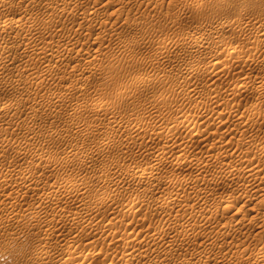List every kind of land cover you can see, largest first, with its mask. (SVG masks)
<instances>
[{
  "label": "rangeland",
  "instance_id": "rangeland-1",
  "mask_svg": "<svg viewBox=\"0 0 264 264\" xmlns=\"http://www.w3.org/2000/svg\"><path fill=\"white\" fill-rule=\"evenodd\" d=\"M14 1L18 2L19 9L13 11L12 15L18 16L22 13V16L28 17L32 13L43 25L47 19L42 14L44 7L41 6L39 10L34 9L33 0ZM42 1L46 13L51 14L52 0ZM59 1L67 4L74 0ZM88 1L90 3L96 1L98 19L93 23H88L87 29L81 30L82 23L77 12L67 11L62 16L57 17V13L53 16V22L46 28L47 33L43 31L32 33L31 40L39 46L37 51H44L45 48L51 47L55 49L68 47L70 50L64 51L59 58L56 56L58 53L56 51L57 53L45 58H53L52 60H45L39 54H33L32 57V50L29 47L20 48L18 43L10 44L14 59L0 67V172H2L0 175L4 173L10 180L6 184H0V191L3 189L5 193V199L0 202V264H34L38 253L43 256V264H54L49 254L61 255L69 244L82 252L78 254L77 259L79 260L85 258L84 253L89 249L97 253L92 258L94 259L93 264H100L103 260L109 263L112 257L119 259L123 246L117 240L118 236L108 240L104 239L106 232L103 227H97L95 224H104L112 217L114 220H119L125 214L127 219L125 221L128 225L126 226L127 223L124 221L125 224L123 222L124 225H120L119 231L128 234L138 231L137 234H142L145 233L144 231H153L157 224L167 222V217L163 218L165 216L162 213H160L161 216L159 215L160 208H157L159 211L154 210L155 214H148V217L145 214L146 209L144 207L141 209L139 206L136 207L139 210H136L137 216L135 217L139 220L131 219L130 213L128 214L129 208L125 207L130 199V193L135 195L134 191L152 187L157 182L154 179L140 181L136 177H129L124 172L138 170L140 166L145 167V165L156 163L159 161L156 158L162 154L161 152H165L168 158H164L163 164L158 165L156 175L161 174L165 178L170 175L190 177L189 174H192V177L198 172L197 168L192 165L180 170L181 172L173 169L172 164L176 156L185 155L186 158L203 156L209 152L213 153V149L220 150L216 152L217 154L214 153L217 159L214 157L215 160H208L206 164L211 161L209 165L212 167L205 166L204 172H208L210 176L219 171L217 174L220 173L219 178L222 181L217 178L215 182L219 184L222 182L223 184L220 185L227 186L226 188L235 186L237 191L234 189L225 202H220L221 200L212 202L210 196L203 200L196 199L192 193L194 184L186 187L189 192L193 189L191 193H188L186 188L185 190L173 187L172 190L170 189L173 196L181 198L193 194L189 197L190 201L187 205L183 204L174 208L176 212L188 213L199 207L204 209L205 214L211 213L216 218L215 220L218 219V224H213L216 227H212L211 224L208 228L210 234H206L209 238L204 235L200 239H192L194 238L192 229L197 226V223L200 224V217L196 216L198 220L194 218V222L190 223L192 226H187L191 232L188 230V238L189 236L191 238L188 240L192 241L188 243L186 235L180 239L183 240L182 242L178 240V243L180 241L178 246L181 248L162 245L155 247L152 256L145 258L148 261L140 259L138 263L146 264L150 258L155 259L156 257V259L161 258L160 263L157 264H190L191 262V264H264V203L256 200L257 195L252 199L247 198L248 196L241 197L240 200V196H237L242 194L241 189L246 187V184L248 186L246 179L242 174V178L238 176L239 173L236 175L228 173L229 177L226 175V172L233 169L232 167L238 165L239 162L256 159V155H259L264 147L262 145L264 144V89L259 86L261 90H257L259 87L255 88L253 84L264 79V0ZM104 3L108 4L105 6ZM107 7L110 8L107 9ZM226 20L230 21V27L219 28V24ZM62 23H69L74 32L70 28L65 30ZM217 26L218 32L215 30ZM23 27L27 28L25 24ZM218 37L222 38L219 43L213 41V39H219ZM198 38L202 40L205 38V44L199 47L192 46L191 43ZM257 42L261 44L259 49L254 48ZM18 47L22 51H18ZM230 48L238 50L239 57L229 62L230 67L227 70L226 56L231 51ZM76 54L83 61H78ZM212 54L217 56L215 60L209 57ZM29 57L34 59L31 61L32 68L23 73L24 64L27 63ZM47 63H51L53 68L46 76L41 72ZM213 69L217 75L215 73L211 79L210 73ZM225 71L227 72L222 74ZM241 80H247L249 84L251 82L253 87L251 84V87L248 85L249 90L240 95L234 94L233 91L231 93L233 85H235L234 89ZM251 88L256 91H251ZM212 97L214 101L218 103L221 101V103L216 102L217 106L213 99H210ZM49 98L54 99L53 102L47 100ZM3 101H11L12 105L3 107ZM99 102L103 104V107L96 109L95 105ZM32 104L34 109L31 110ZM74 105L81 106V110L72 111ZM252 110L255 111L252 112ZM33 111L37 112L34 114L36 119L30 120ZM220 113L221 116L226 115L222 118ZM251 113L254 115L256 113V115ZM207 116H212L213 119H208ZM226 116L230 119L229 122ZM247 117H252L253 120ZM254 119L256 123L252 122L255 121ZM77 120L87 127L90 131L89 136L85 133L82 137L78 136L79 131L74 127ZM138 120L149 126L145 130L129 131L128 127L133 126ZM242 120L248 121L244 123ZM219 121H221L220 124ZM229 123L231 124L229 127L232 126L234 129L227 127ZM177 126L181 127V132H177L175 137L171 138L168 144L170 146H165L164 136ZM152 128L160 132L159 137L150 136ZM197 130L198 132L192 136V145L187 146L184 142L190 138L191 133ZM106 136L112 140L110 144L96 145V141ZM254 137L256 140L253 139ZM201 139H205V142ZM252 144H255V147ZM28 145L36 149L29 151L30 153L45 150L42 151V155L53 162V165L38 168L37 174L41 173L44 180L37 188L25 190L23 187L12 184L11 181L17 172L34 158L28 150H22V153L19 149L20 146ZM40 146L44 148L41 149ZM81 152L83 156L84 153L90 156V159L79 167L76 162L86 156L83 157ZM223 153L228 154V157L222 159ZM261 155L259 159L263 164L259 167L264 170V155ZM68 156L75 159L69 166H65L63 162L68 159ZM217 165H220V168ZM106 166H115L114 170H116L109 172L108 177L104 179H95L94 170ZM75 173H78L79 177L83 176L81 178L85 177L86 180L92 177L91 180H94L92 181L94 183L91 182L92 185L88 186V191L86 190L84 201L79 200L77 196L72 199H62L60 194H52V200L39 201L46 192L51 191L49 184L58 176ZM222 174L224 175L221 177ZM109 178L114 179V183L106 181ZM124 178H126L125 181ZM118 179H123V181ZM164 181L163 179L162 185L156 192H152L150 197H157L161 191L160 194H165L166 189L169 188L166 187L167 183ZM217 183L212 185L218 186ZM259 185L264 187V182H260ZM201 187L210 190L203 180L195 189ZM106 190L114 193L113 195L117 193L113 204L98 210L95 207V211H92L95 213L89 215L90 211L87 210L90 208L91 200L99 199ZM180 190L185 191V195ZM238 192L240 194L237 195ZM263 192L264 189L261 191L262 195H264ZM145 193L147 194V191L140 193L142 194L140 197L148 196ZM231 197L238 198V202L229 199ZM246 200H250L249 203ZM8 201L12 203H7ZM16 202L18 204H15ZM228 203L231 205L234 203L236 207L233 206L234 208L227 210L223 206L229 205ZM123 205L126 209L122 208ZM55 209L57 222L51 226L52 220L47 217V212ZM119 209L124 210L122 214H118ZM257 209H259L258 213H255ZM14 212L20 214L19 218L5 222L4 218L12 216ZM77 212L82 213L84 221L91 222L93 226L87 222L90 229L87 227L86 229L82 224L74 225L75 223L69 220V217ZM143 215L144 217L147 215L148 218L143 220ZM130 220L132 221L129 224ZM223 222H231L233 227L226 231L221 230V235H217L215 229L218 230L217 225L220 227ZM62 224L66 225V230L61 233L60 225ZM211 232L215 233L211 236ZM177 234L171 232L170 236L175 235V239H179L182 235ZM48 236L50 239L47 240ZM9 238L11 242L7 241ZM184 240L187 243H184ZM195 240L200 243H195L197 242ZM55 242H60V244L56 245ZM203 243L205 246L202 245ZM181 245L186 248H182ZM164 255L165 260H162ZM208 257L211 262L204 260ZM201 258L205 263L201 261ZM215 260H219L218 263H215ZM188 261L190 262L186 263Z\"/></svg>",
  "mask_w": 264,
  "mask_h": 264
},
{
  "label": "bare ground",
  "instance_id": "bare-ground-1",
  "mask_svg": "<svg viewBox=\"0 0 264 264\" xmlns=\"http://www.w3.org/2000/svg\"><path fill=\"white\" fill-rule=\"evenodd\" d=\"M24 1H27V0H24ZM52 5H51V9H52V13L51 14H47L46 13V11H45V5H44V3H43V1L42 0H33V2H32V5H33V7H34V9L36 8V9H40L41 8V6L42 7H44V11L42 12V14H43V17H47V19L45 20V22L43 23V25L39 22V20H38V18L37 17H35V16H33L32 15V13H30V15L28 16V17H24V16H22V13L20 14V15H18V16H14V15H12V12L13 11H15L16 9H19V6H18V2H16V1H14V0H0V67H2L6 62H9L10 60H12V59H14V54L11 52V50H10V47H9V45L10 44H16V43H18V45H19V47L20 48H31V50H32V57H33V54H39V55H41V57H42V59L44 58H48L47 56L48 55H50V54H55V52L57 53L56 54V56L59 58L63 53H64V51H66V50H68L69 48L68 47H63V48H57V49H55V48H53V47H51V48H45V50L44 51H37L38 49H39V46H37L36 45V43L35 42H33L31 39H32V33H34L35 31H43L44 33H47V30H46V28H47V26L48 25H50L52 22H53V16L57 13V17H59V16H62V14H64V13H66L67 11H71V12H73V13H75V12H77V15H78V17H79V20H80V22L82 23V26H81V30L83 31V30H85V29H87L88 28V23H93L94 21H96L97 19H98V15H97V11H98V8L96 7V1L94 2V3H90L88 0H74L73 2H69V3H67V4H63L61 1H59V0H52ZM106 4H108V3H106ZM106 4L104 3V5L106 6ZM111 4V3H110ZM114 4V3H113ZM112 6V5H111ZM115 6V5H114ZM114 6H112V7H114ZM108 8H110V7H107V9ZM89 21V22H88ZM24 24L27 26V28H24L23 26H24ZM64 28H65V30L67 29L68 30V28H70V30H72L73 31V29H72V27L70 26V24L69 23H62L61 24ZM228 27H230V21L229 20H226L225 22L223 21V22H221L220 24H219V28H221V29H227ZM218 28V26L215 28V30ZM75 30H77V28L75 29ZM221 31V30H220ZM67 32V31H66ZM74 32V31H73ZM216 32H218L217 30H216ZM69 35H71V34H69ZM221 36V35H220ZM50 37H54L53 35H50ZM214 37V36H213ZM196 38V37H195ZM215 38V37H214ZM219 39H217V40H215V39H213V41H215L216 43H219V41H221L222 40V38L221 37H218ZM204 39L205 38H203V40L201 39V38H198V39H196V40H192L191 42V45L192 46H200V45H203V44H205V41H204ZM207 43V42H206ZM188 46H190V45H188ZM191 46V47H192ZM18 47V48H19ZM197 47V48H198ZM17 49L18 51H22L21 49ZM188 48V47H187ZM254 48L255 49H259V48H261V44L259 43V42H257V43H255L254 44ZM189 49V48H188ZM233 49V48H232ZM231 48H230V52L227 54V56H226V64H227V70H228V68L230 67L229 66V62L231 61V60H235V59H237L238 57H239V52H238V50H232ZM70 50V49H69ZM32 57H29V59H28V61H27V63H25L24 64V68H23V73L25 72V71H28V70H30L31 68H32V63H31V61H33L34 59H32ZM54 57V56H53ZM75 57H77V60L78 61H83L82 59H80L79 57H78V54H76V56ZM209 57L210 58H212V60L214 59V58H217V56L215 55V54H212V55H209ZM209 58V59H210ZM32 59V60H31ZM53 58H51V59H45V60H52ZM93 61H94V59H92ZM91 60V61H92ZM215 60V59H214ZM52 68H53V66H52V64L51 63H47V64H45L44 65V67L42 68V74H46V76H47V73H49L51 70H52ZM216 70V69H215ZM220 71V70H219ZM219 71H217L218 73H219ZM227 71H225V72H222V74H224V73H226ZM216 72L214 71V69L212 70V72L210 73V78L211 77H213V75L215 74ZM222 74H220V75H222ZM43 75V76H44ZM216 75H217V73H216ZM45 76V77H46ZM37 77V76H36ZM38 77H39V75H38ZM215 77V76H214ZM39 79V78H38ZM212 79V78H211ZM42 80V79H41ZM40 80V81H41ZM35 81V80H34ZM238 81V80H237ZM239 82V81H238ZM237 82V83H238ZM248 82H250L249 80H248ZM41 83V82H40ZM38 84H39V82H38ZM250 84H251V82H250ZM249 83H247V80L246 81H243V80H241L240 81V83H238V85L233 89V87L235 86V85H233V87H232V90L230 91L231 93H232V91H233V93L234 94H242V93H244V92H246V91H248L249 90V88L251 87V85H250ZM253 84H255V88L256 87H261L262 86V88L264 89V79L263 80H261V81H258V82H255V83H253ZM250 86V87H247V86ZM252 87H253V85H252ZM258 88L257 90H261V88ZM251 91H256L254 88H251ZM229 92V94H231ZM233 95V94H232ZM49 97V96H48ZM214 97V96H213ZM213 97L212 98H210V99H213ZM233 97H235V96H233ZM53 98V97H52ZM52 98H49V99H47V100H50V101H52L53 102V100H51ZM66 98V97H65ZM62 99L64 100V96L62 97ZM217 100H218V98H217ZM66 101V100H65ZM210 101V100H209ZM213 101H214V99H213ZM63 102V101H62ZM211 102H212V100H211ZM210 102V103H211ZM215 103L217 102L218 103V101H214ZM45 103H46V101H45ZM49 103V102H48ZM209 103V104H210ZM216 103V104H217ZM219 103H221V101H219ZM218 103V104H219ZM12 105V102L11 101H3V103H2V106L3 107H5V106H8V105ZM47 104V103H46ZM211 104H213V102L211 103ZM215 104V105H216ZM218 104H217V106H218ZM234 104V103H233ZM60 105V104H59ZM208 105V104H207ZM36 107V106H35ZM103 107V104L102 103H96V105H95V108L96 109H99V108H102ZM213 107V106H212ZM239 107V106H238ZM15 108H18V107H15ZM29 108H30V106H29ZM32 108L34 109V106H33V104H32V106H31V110H32ZM36 109V108H35ZM252 109V108H251ZM250 109V110H251ZM256 109V108H255ZM31 110H29V112L31 111ZM78 110H81V106H79V105H74V107H73V110L72 111H78ZM237 110V109H236ZM239 110V109H238ZM249 110V112H251ZM257 110V109H256ZM234 111V110H233ZM255 111V110H254ZM253 110H252V112H254ZM52 112V111H51ZM231 112V111H230ZM257 112V111H256ZM35 113H37V112H31V115H30V117L32 118V119H30V120H35L36 119V116L34 115ZM74 113V112H73ZM78 113V112H77ZM115 113V112H114ZM231 113H233V112H231ZM231 113H230V115H231ZM259 113V112H258ZM252 114V113H251ZM72 115H74V114H72ZM213 115V114H212ZM226 115V114H225ZM224 115V116H225ZM229 115V114H228ZM234 115V114H233ZM249 115V114H248ZM252 115H254V114H252ZM252 115H250V116H252ZM255 115H256V113H255ZM254 115V116H255ZM258 115V114H257ZM220 116H221V113H220ZM223 116V115H222ZM221 116V117H222ZM223 116V117H224ZM209 116H207V118H208ZM215 117V116H214ZM217 117V116H216ZM222 117V118H223ZM218 118V117H217ZM221 118V119H222ZM226 119H228L227 118V116L225 117ZM248 118V117H247ZM208 119H213V117L211 116V117H209ZM220 119V118H219ZM243 119V118H242ZM248 119H252V117L251 118H248ZM214 120H216V119H214ZM218 120V119H217ZM223 120V119H222ZM229 120L230 119H228L227 120V122H229ZM253 120V119H252ZM255 121H252L253 123L255 122L256 123V119H254ZM232 121V120H231ZM244 123H245V121L246 120H242ZM248 121V120H247ZM246 121V122H247ZM31 122H33V121H31ZM73 122H76V121H73ZM73 122H71V123H73ZM220 122L221 121H219V124H220ZM224 122V121H223ZM227 122H226V124H227ZM37 123V122H36ZM234 123V122H233ZM252 123V124H253ZM19 124V123H18ZM225 124V123H224ZM17 125V124H16ZM221 125H223V124H221ZM229 125H231L230 123L227 125V127H229ZM245 125V124H244ZM18 126V125H17ZM73 126V125H72ZM149 125L148 124H146V123H144L143 121H141V120H138L133 126H130V127H128V130L129 131H137V130H140V129H146L147 127H148ZM74 127H76L77 129H78V131H79V133H78V136L79 137H82L83 136V134L85 133V135H88L89 136V134H90V131L87 129V127H85L82 123H80V121H78L77 120V122L75 123V125H74ZM222 127V126H221ZM224 127V126H223ZM231 128H233L232 126H230ZM229 127V128H230ZM72 128V127H71ZM226 128V127H225ZM30 129V128H29ZM73 129H75V128H73ZM224 129V128H223ZM234 129V128H233ZM76 130V129H75ZM181 127H174V128H172L169 132H168V134H166L164 137H165V139L166 140H163V141H166V143H165V146L166 145H168V144H170L169 142L171 141V138H173V137H175V135H176V133L177 132H181ZM77 131V130H76ZM198 132V130L196 131V132H193V133H191V136H190V138H188L184 143H186V145L187 146H189L190 147V145H192V136H193V134L194 133H197ZM159 135H160V132L159 131H157V130H155L154 128H152V130H151V132H150V136L151 137H159ZM77 137V136H76ZM84 138V137H83ZM88 138V137H87ZM207 138V137H206ZM77 139V138H76ZM82 139V138H81ZM85 139V138H84ZM175 139V138H174ZM253 139H255L256 140V138L254 137ZM252 139V140H253ZM176 140V139H175ZM202 141H204L205 142V139H201ZM208 140V139H207ZM251 140V139H250ZM254 140V141H255ZM174 141V140H173ZM257 141H258V139H257ZM112 142V140L110 139V137L109 136H106V137H104V138H102L100 141H96V145H108V144H110ZM259 142V141H258ZM257 142V143H258ZM175 143V142H174ZM249 143V142H248ZM256 143V142H255ZM261 143H262V141L260 142V145H261ZM26 144V143H25ZM30 144V143H29ZM250 144H251V141H250ZM185 145V144H184ZM249 145V144H248ZM253 145V144H252ZM257 145V144H256ZM262 145H264V144H262ZM261 145V146H262ZM33 146V145H32ZM168 146H170V145H168ZM254 147H255V144L253 145ZM19 147V146H18ZM37 147V146H36ZM41 147V146H40ZM39 147V148H40ZM184 147H186V146H184ZM44 147L42 146L41 147V149H43ZM187 148V147H186ZM259 148H261L260 146H259ZM19 149H20V151H22V150H28V152L29 151H33V150H36V149H34V147L32 148L30 145H28V146H20L19 147ZM185 149V148H184ZM75 150V149H74ZM183 150V149H182ZM187 150V149H186ZM226 150V149H225ZM42 151H45V150H42ZM42 151H34V152H32V153H30L31 155L33 154V156H34V158L32 159V160H30V162L23 168V169H21L20 171H18L17 172V174H16V176H15V178L11 181V183L12 184H14V185H16V186H19V187H23L25 190H28V189H30V188H37L40 184H41V182L44 180V177H43V175L41 174V173H39V174H37V169L39 168H45V167H47V166H52L53 165V162H51L50 160H48L47 158H45L43 155H42ZM72 151H73V149H72ZM72 151H71V153H72ZM181 151V150H180ZM190 151V150H189ZM213 151V153H207L206 155H203V156H193L192 158H186V156L185 155H177L176 157V160H174L175 162H174V164H172L173 165V169L174 170H183V169H187L186 167L187 166H190V165H192V166H194L195 168H197V173L196 174H193V176L191 177V175L189 174V176L190 177H187V176H184V177H178V176H175V175H170V176H164L165 178H163V176H161V174H160V176L159 175H156V173H157V169H158V165L159 164H161L163 161L162 160H164L165 161V159L164 158H168V156L166 155V153L165 152H161L162 154H158L159 156L156 158V159H159V161L158 162H154V163H152V164H149V165H145V167H139V169L138 170H131V171H127L126 170V172H124V170H122L124 173H126V175H128L129 177H136L137 178V180H140V181H142V180H149V179H154V181H156L157 183H154V181L152 182V183H154L153 185L154 186H152V187H144L143 189H141V190H137V191H134V193H135V195H131V190H130V199H129V201L127 202V204H126V206L125 205H123V207L122 208H129V212H128V214L130 213V217H131V219L132 220H139V219H137V218H135L136 216H137V211L139 210H137V208L136 207H138L139 206V208L141 207V209L144 207L145 209H146V212H145V214H151V215H153V214H155L156 212L154 211V210H156L157 208L161 211H159L158 209V213H159V215H160V213H162V215L163 216H165V217H163V218H165L166 219V217H167V222L165 223V221L163 222V223H165V224H157V225H155V226H153V227H155L154 228V230L153 231H144L145 233H138L137 234V232L135 231V233H121L119 230V227H120V225H124L125 224V219H126V215L125 214H123L120 218H119V220H114V218L112 217L108 222H106V223H104V224H101V223H99V225H98V223L97 224H95V226L97 225V227H103V230L106 232V234H105V237H104V239H111V238H115V237H117L118 236V239L117 240H119L120 242H121V244H122V246H123V248H122V251H120V257H119V259H118V257H117V259H113V257H112V259H111V261L109 262V263H107L106 261H102L100 264H110V263H117V264H139L138 262L140 261V259L142 260V259H145L146 257H151L152 256V251H154L153 249L155 248V247H158V246H167V247H170V248H177V247H180V246H178L179 245V243H180V239H182V237H185L187 234H189L188 233V230L190 229H188L187 228V226L188 225H191L190 223H191V221H193V219L196 217V216H198V217H200V224H196L197 226L195 227V226H193V227H195V228H191L193 231H194V238H192L193 240L194 239H200L202 236H204V235H206V237L207 238H209L207 235L208 234H210V233H208V228H210V225L212 224H214L215 223V225H216V223H217V220H215L216 218H214L212 215H211V213H209V212H207V213H209V214H205L204 213V209L202 210L201 208H199L198 207V209H195L194 211H192V212H188V213H183V214H180L179 212H176L175 210H174V208L176 207V206H179V205H183V204H188L189 203V201H190V196H192L193 194H194V196L196 197V199H198V200H203L205 197H207V196H210L211 197V200H212V202H219V200H221L220 202H225V200L232 194V192L234 191V189L236 190V187L234 186V187H230V188H226V187H222L223 185H220L219 183H217V182H215L216 180H217V178H219V174H217V173H215V174H212V175H208L206 172H204V168H206L207 167V165H209L210 164V162L208 163V164H206L207 163V161L208 160H212V159H214L215 160V158H216V155L214 154V153H216L217 151L219 152L220 150H215V149H213L212 150ZM222 151H224V150H222ZM222 151H221V153H222ZM261 153L264 155V147L261 149ZM26 152V151H25ZM24 152V153H25ZM76 152V151H75ZM184 152V151H183ZM191 152V151H190ZM259 152V151H258ZM22 153H23V151H22ZM29 153H27L28 155H29ZM181 153V152H180ZM185 153V152H184ZM188 153V152H187ZM186 153V154H187ZM225 153V152H224ZM224 153H223V157H222V159L223 158H226V157H228L227 155L228 154H226V155H224ZM227 153V152H226ZM260 153V152H259ZM261 153L259 154V155H261ZM69 154V153H68ZM68 154H66V155H68ZM73 155H74V153H72ZM78 154V153H77ZM192 154V153H191ZM217 154V153H216ZM81 155H82V152H81ZM86 155V153H84V156ZM199 155H201V154H199ZM220 155V154H219ZM258 154L256 155V159H247V160H244V161H241V162H239V164L238 165H236V166H234V167H232L233 169H230V170H228L226 173V175L229 177L230 175H228V173L229 174H238V176H241V174H242V176L244 177V179H246V181H247V183H248V186H247V184L245 185L246 187H242L243 189H241V190H243V191H241V195H238V194H240L239 192L238 193H236L238 196L237 197H239L240 196V200H241V197L243 198V197H246V196H248L247 198H254V196L255 195H257V196H255V198H256V200L257 201H260L259 203H261V201L264 203V195H262V193H261V191H262V189H264V187H261L259 184H260V182H264V170L262 169V168H260L259 167V165L260 164H263V163H260V159H259V156ZM263 155H261V156H263ZM72 156V155H71ZM75 156V155H74ZM83 156V155H82ZM83 156V157H84ZM222 156V155H221ZM66 157V156H65ZM64 157V158H65ZM215 157V158H214ZM219 157V156H218ZM261 158V157H260ZM66 159V158H65ZM73 159H75L74 157H73ZM73 159H72V157H70V156H68V159H66L63 163H64V165L66 166H69L72 162H73ZM76 159H77V157H76ZM89 159H90V156H88V155H86L84 158H81V159H79L76 163L78 164V166L80 167V166H82L83 164H85L87 161H89ZM217 159V158H216ZM222 159H220V160H222ZM64 160V159H63ZM219 160V159H218ZM76 161V160H75ZM213 161V160H212ZM264 161V160H263ZM216 162H218V161H216ZM221 162V161H220ZM238 162V161H237ZM262 162V161H261ZM221 163H224V161H222ZM236 163V162H235ZM163 164V163H162ZM218 164V163H217ZM237 164V163H236ZM214 165H215V163H214ZM214 165H213V168H214ZM221 165H223V164H221ZM227 165V164H226ZM161 166V165H160ZM206 166V167H205ZM212 167V165H209V167ZM225 166V165H224ZM229 166H230V164H229ZM137 167V166H136ZM217 167H219L220 168V165L218 166L217 165ZM221 167H223V166H221ZM114 168H115V166L114 167H112V166H106V167H99L98 169H95L94 170V173H93V177L96 179V178H102V179H104L105 177H108V173L109 172H111V171H115L114 170ZM208 168V167H207ZM224 168H227V167H224ZM129 169V168H128ZM132 169V168H131ZM215 169H216V167H215ZM217 170V169H216ZM219 170V169H218ZM226 170V169H225ZM159 171V170H158ZM173 171V170H172ZM206 171H207V169H206ZM224 171V170H223ZM223 171H220V172H222L223 173ZM76 172V171H75ZM119 172H121V171H119ZM181 172V171H180ZM194 172V171H193ZM216 172V171H215ZM2 172H0V174H1ZM170 173H172V172H170ZM179 173V172H178ZM78 174V173H77ZM76 173L75 174H68V175H66V176H58V178H56L54 181H52L49 185V187H50V189H51V191L50 192H46L45 193V195L43 196V197H40V199H39V201L40 202H42V201H49V200H52L53 199V196H52V194H60V197L62 198V199H72L74 196H77V197H79V200L80 199H83V201L85 200V195L87 194L86 193V190L87 189H89L88 188V186L91 184L92 185V183H94V182H92V181H94V180H91L92 178H90V179H88V180H86V178L84 179V178H81V177H83V176H81V177H79L78 175H77ZM110 174V173H109ZM173 174V173H172ZM180 174V173H179ZM122 175V174H121ZM181 175H183V174H181ZM224 174H222L221 175V177L223 176ZM225 175V176H226ZM9 176H11V175H9ZM242 176H241V178H242ZM122 177H126V176H122ZM240 178V179H241ZM97 179V180H98ZM125 179L126 178H124V181H125ZM165 180L164 181V183H167V184H165L166 185V187H168L169 189H166V191L167 190H169L168 192H166L165 191V194H160V193H162V191L160 192L159 190V195L157 196V197H150L149 195H151L152 194V192H156L157 191V189H159V186L160 185H162V180ZM220 179V178H219ZM223 179V178H222ZM229 179V178H228ZM228 179L226 180L227 182H228ZM233 179V178H232ZM236 179H237V177H236ZM9 179L7 178V175L5 174L4 175V173H3V175H0V184H6V183H8L9 181H8ZM119 180V179H118ZM121 181H123V179H120ZM119 180V181H120ZM201 180H203L204 182H205V184L210 188V190H208V189H206V188H203V187H201V188H199V189H195V187L199 184V182L201 181ZM224 180V179H223ZM235 180V179H234ZM106 181H113V183H114V179H106ZM118 181V182H119ZM128 181V180H127ZM133 181V180H132ZM219 181H222L221 179L219 180ZM92 182V183H91ZM105 182V181H104ZM134 182H136L135 181V179H134ZM139 182V181H138ZM217 183V184H219L218 186H213L212 184H215V183ZM231 182H233V181H231ZM242 182V181H241ZM243 182H244V180H243ZM242 182V183H243ZM103 183V182H102ZM108 183H110V182H108ZM146 183V182H145ZM235 183H236V181H235ZM140 184V183H139ZM147 184H148V182H147ZM155 184H157V186L155 185ZM192 184H194V192H192L193 191V189H192V195H190V196H188L187 195V197H183V198H181L180 196L178 197V196H173V192H171V190H172V187L173 188H175V189H184V188H186V187H190V186H192ZM216 184V185H217ZM223 184V183H222ZM230 184V183H229ZM114 185V184H113ZM141 185V184H140ZM144 185V184H143ZM211 185V186H210ZM225 185H226V182H225ZM232 185V184H231ZM230 185V186H231ZM240 185V184H239ZM239 185H237V186H239ZM244 185H242V186H244ZM146 186V185H145ZM164 186V185H163ZM92 187V186H91ZM164 188H165V186H164ZM164 188H161V189H164ZM133 189V188H132ZM171 189V190H170ZM174 189V190H175ZM187 190H188V193H191V192H189V189L188 188H186ZM185 190V189H184ZM239 190V189H238ZM88 191V190H87ZM133 191V190H132ZM147 191V194H148V196H146V197H143V198H141L140 196L142 195V194H140V193H142V192H146ZM183 191V190H182ZM181 190H180V192H182ZM237 191V190H236ZM137 192H139V193H137ZM176 192V191H175ZM185 192V191H184ZM184 192H182L183 194H184ZM137 193V194H136ZM164 193V192H163ZM264 193V192H263ZM114 193H111L110 191H104L103 192V194H101V197L99 198V199H95V200H91V203H90V208L87 210L88 212L90 211V213H88V212H86V213H88L89 215H92V214H94V213H92V211H95V207H96V210H98V209H100L101 207H104V206H108L109 204L111 205V204H113V202H114V197H116V194L115 195H113ZM146 194V193H145ZM146 194V195H147ZM178 194V193H177ZM183 194H181L182 196H184ZM235 194V193H234ZM145 196V195H144ZM233 196V195H232ZM87 197V196H86ZM5 199V193L3 192V189H2V191H0V202H3V200ZM229 199H234V198H229ZM228 199V200H229ZM238 199V198H237ZM237 199L235 198L234 200H236L237 201ZM233 200V201H234ZM239 200V199H238ZM83 201H82V203H83ZM230 201V200H229ZM244 201H245V199H244ZM246 201H248V200H246ZM250 201V200H249ZM249 201H248V203H249ZM238 202V201H237ZM240 202V201H239ZM7 203H12V201H8ZM235 203V202H234ZM233 203V204H234ZM247 203V204H248ZM15 204H18L17 202L15 203ZM84 204V203H83ZM87 204V203H86ZM229 205H224L223 207L226 209L227 208V210H229L231 207H233L234 205L232 204H230V203H228ZM236 204V203H235ZM244 204H246L245 202H244ZM257 204V203H256ZM255 204V205H256ZM85 205V204H84ZM128 205V206H127ZM231 205V206H230ZM241 205V204H240ZM260 205V204H259ZM89 206V205H88ZM125 206V207H124ZM246 206V205H245ZM250 206V205H249ZM85 207H86V205H85ZM204 207V206H203ZM202 207V208H203ZM206 207V206H205ZM204 207V208H205ZM234 207H236V206H234ZM233 207V208H234ZM251 207V206H250ZM254 206H253V204H252V208H253ZM260 207H261V205H260ZM125 208V209H126ZM208 208V207H207ZM232 208V209H233ZM238 208H240L239 207V205H238ZM244 208H246V207H244ZM247 208H248V206H247ZM256 208V207H255ZM257 208H258V206H257ZM94 209V210H93ZM241 209H243V208H241ZM250 209V208H249ZM249 209H247V210H249ZM86 210V209H85ZM137 210V211H136ZM258 210L259 209H257V212H255V213H258ZM124 210H122V209H119V211H118V214L119 213H121L122 214V212H123ZM136 211V212H135ZM208 211H209V209H208ZM237 211H238V209H237ZM241 211V210H240ZM253 211V210H252ZM255 211V210H254ZM253 211V212H254ZM150 212H152V213H150ZM155 212V213H154ZM239 212V211H238ZM253 212H251V213H253ZM124 213H126V212H124ZM117 214V215H118ZM120 214V215H121ZM127 214V213H126ZM144 214V215H145ZM19 213H17V212H14L13 213V215L12 216H8V217H6V218H4L5 219V222L7 221H15V220H17L18 218H19ZM116 215V216H117ZM144 215H143V220H145L146 219V217H147V215L144 217ZM57 216V212H56V209L55 210H52V211H48L47 212V217H49L51 220H52V224H51V226L52 225H54L57 221H56V219H55V217ZM161 216V215H160ZM255 216V215H254ZM148 217H149V215H148ZM147 217V218H148ZM197 217V218H198ZM145 218V219H144ZM197 218H195V219H197ZM161 219H162V217H161ZM69 220L72 222V223H75L74 225H83L85 228L87 227L88 229H90L89 227H88V224L89 225H91L90 223L91 222H88V221H84L83 220V215H82V213H80V212H77V213H75V214H73V215H71L70 217H69ZM127 220V219H126ZM132 220H130V222H129V224L131 223V221ZM198 220V219H197ZM197 220H195L196 222H197ZM125 221V222H124ZM87 222H88V224H87ZM124 222V224H122ZM194 222V221H193ZM127 223V222H126ZM26 226H27V224L26 223H24ZM93 224V223H92ZM132 224H133V222H132ZM218 224V223H217ZM57 225H59V223H57ZM128 225V223L126 224V226ZM134 225V224H133ZM135 225H137V224H135ZM194 225V224H193ZM215 225H213L212 227H214ZM91 226H93V225H91ZM130 226V225H129ZM128 226V227H129ZM132 226V225H131ZM192 226V225H191ZM218 226V230L217 229H215L217 232H216V234L218 235H221V230H224V231H226V230H229V229H231L232 227H233V224L231 225V222H223L222 224H221V226L219 227V225H217ZM133 227V226H132ZM135 227V226H134ZM133 227V228H134ZM152 227V228H153ZM216 227V226H215ZM86 228V229H87ZM94 228V227H93ZM142 229H144L143 227H141ZM141 228H140V231H141ZM146 228H148L149 230H151L149 227H146ZM139 229V228H138ZM66 230V225H64V224H62V225H60V231H61V233L62 232H64ZM146 230V229H145ZM213 230V229H212ZM211 230V231H212ZM171 232H174V233H180L179 235H182L179 239H175V235L174 236H170V233ZM189 232H190V230H189ZM220 232V233H219ZM71 233V232H70ZM191 233V232H190ZM206 233H208V234H206ZM215 233V232H214ZM213 233V234H214ZM177 234V235H178ZM212 234V232H211V236L213 235ZM216 235V236H217ZM192 236V235H191ZM215 236V235H214ZM177 237H179V236H177ZM11 238H13V236L11 237ZM187 238V239H186ZM186 238H184V239H186L187 240V242L188 241H192V240H188L189 238H190V236H189V238H188V235H187V237ZM207 238H205V239H207ZM46 239L48 240V239H50V236H48V237H46ZM191 239V238H190ZM178 240H180L179 241V243H178ZM8 242H11V239L9 238L8 240H7ZM183 241V240H182ZM181 241V242H182ZM195 241H197V240H195ZM200 241H202V240H200ZM187 242H185V240H184V243H187ZM199 241H197V242H195V243H198ZM204 242V241H203ZM207 242V241H206ZM206 242H205V244H206ZM208 242H211V241H208ZM184 243H181V244H184ZM189 243V242H188ZM194 243V244H195ZM200 243V242H199ZM55 244L56 245H59L60 244V242H55ZM205 244L203 243L202 245H204L205 246ZM208 244V243H207ZM211 244V243H210ZM213 244V243H212ZM222 244H224V242L222 243ZM182 246V248H184L183 247V245H181ZM212 246V245H211ZM224 246H225V244H224ZM166 247V248H167ZM207 247H208V245H207ZM94 248V247H93ZM181 248V247H180ZM185 248H186V246H185ZM184 248V249H185ZM42 249H46V248H42ZM159 249V248H158ZM157 250V249H156ZM162 250V249H161ZM165 250H168V249H165ZM164 250V251H165ZM182 250V249H181ZM180 250V251H181ZM157 251H159V250H157ZM203 251V250H202ZM205 251V250H204ZM168 252V251H167ZM209 252V251H208ZM80 253H82V252H79L76 248H75V246L74 245H72V244H69L68 246H67V248H66V250H65V252L63 253V254H61V255H52V254H49V257H51V258H53V261H54V264H93L92 263V261L94 260V259H92L93 257H94V254H97V253H95V252H93V250L92 249H89L87 252H85L84 253V255H85V258L83 257V259L82 260H79V259H77V257H78V254H80ZM164 253V252H163ZM166 253V252H165ZM169 253V252H168ZM172 253V252H171ZM155 254V253H154ZM170 254V253H169ZM169 254H167V255H169ZM172 254H174V253H172ZM198 254H199V252H198ZM203 254V253H202ZM202 254H200L201 256H202ZM217 254V253H216ZM215 254V255H216ZM158 255V254H157ZM161 255V254H160ZM217 255H219V254H217ZM119 256V255H118ZM214 256V255H213ZM220 256V255H219ZM2 257V256H1ZM160 257V256H159ZM165 255L162 257L163 259L162 260H165ZM168 257V256H167ZM170 257H171V255H170ZM206 257V256H205ZM215 258H216V256H214ZM158 258V257H157ZM194 258V257H193ZM192 258V259H193ZM210 258H211V255H210ZM209 257H208V259H204V260H209L210 259ZM218 258V257H217ZM160 260H161V258H159ZM159 259H156V257H155V259H153V258H150L149 259V262H147L146 264H157L160 260ZM166 259H168V258H166ZM189 259V258H188ZM187 259V260H188ZM198 259V258H197ZM202 259V258H201ZM145 260H147L148 261V259H145ZM144 260V261H145ZM199 260V259H198ZM203 259L201 260V261H204ZM212 260V259H211ZM219 260H221V258L219 259ZM219 260H215V263L217 262L218 263V261ZM197 261V260H196ZM210 261V260H209ZM165 262V261H164ZM185 262V261H184ZM190 261H188V262H186V263H189ZM200 262V261H199ZM198 262V263H199ZM208 262V261H207ZM211 262V261H210ZM214 262V261H213ZM34 264H43L44 263V260H43V256H42V254L41 253H38L37 255H36V257H35V259H34V262H33ZM160 263V262H159ZM162 263H163V261H162ZM192 263V262H191ZM190 263V264H191ZM194 263V262H193ZM204 263H205V261H204ZM141 264V263H140ZM143 264V263H142ZM164 264V263H163ZM182 264V263H181ZM195 264V263H194ZM203 264V263H202Z\"/></svg>",
  "mask_w": 264,
  "mask_h": 264
}]
</instances>
